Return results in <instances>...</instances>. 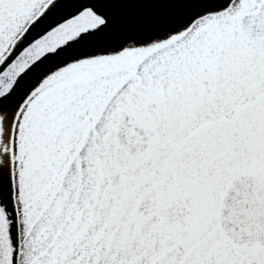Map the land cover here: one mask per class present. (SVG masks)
<instances>
[{
	"label": "snow or ice",
	"instance_id": "snow-or-ice-1",
	"mask_svg": "<svg viewBox=\"0 0 264 264\" xmlns=\"http://www.w3.org/2000/svg\"><path fill=\"white\" fill-rule=\"evenodd\" d=\"M0 264H264V0H0Z\"/></svg>",
	"mask_w": 264,
	"mask_h": 264
},
{
	"label": "water",
	"instance_id": "water-1",
	"mask_svg": "<svg viewBox=\"0 0 264 264\" xmlns=\"http://www.w3.org/2000/svg\"><path fill=\"white\" fill-rule=\"evenodd\" d=\"M179 8L180 6L162 4H132L116 6L119 13L130 19L159 15L172 10H179Z\"/></svg>",
	"mask_w": 264,
	"mask_h": 264
}]
</instances>
